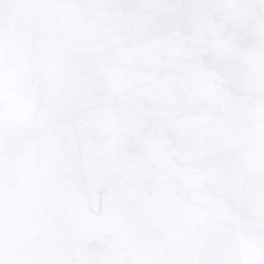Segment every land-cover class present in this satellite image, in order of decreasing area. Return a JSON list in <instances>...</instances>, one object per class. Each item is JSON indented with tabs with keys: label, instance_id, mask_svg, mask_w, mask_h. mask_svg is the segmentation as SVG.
<instances>
[{
	"label": "snow or ice",
	"instance_id": "snow-or-ice-1",
	"mask_svg": "<svg viewBox=\"0 0 264 264\" xmlns=\"http://www.w3.org/2000/svg\"><path fill=\"white\" fill-rule=\"evenodd\" d=\"M0 264H264V0H0Z\"/></svg>",
	"mask_w": 264,
	"mask_h": 264
}]
</instances>
